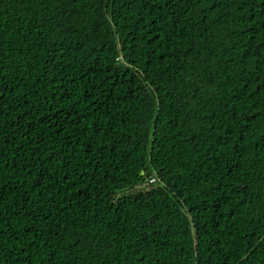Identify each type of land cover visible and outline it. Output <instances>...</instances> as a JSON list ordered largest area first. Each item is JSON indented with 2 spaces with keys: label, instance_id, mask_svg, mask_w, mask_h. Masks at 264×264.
<instances>
[{
  "label": "trees",
  "instance_id": "1",
  "mask_svg": "<svg viewBox=\"0 0 264 264\" xmlns=\"http://www.w3.org/2000/svg\"><path fill=\"white\" fill-rule=\"evenodd\" d=\"M0 264H264V0H0Z\"/></svg>",
  "mask_w": 264,
  "mask_h": 264
},
{
  "label": "built area",
  "instance_id": "2",
  "mask_svg": "<svg viewBox=\"0 0 264 264\" xmlns=\"http://www.w3.org/2000/svg\"><path fill=\"white\" fill-rule=\"evenodd\" d=\"M150 182H154V179H153V178H151V179H150Z\"/></svg>",
  "mask_w": 264,
  "mask_h": 264
}]
</instances>
